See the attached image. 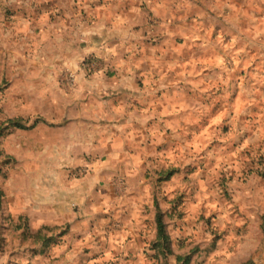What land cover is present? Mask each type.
<instances>
[{"label": "rangeland", "instance_id": "rangeland-1", "mask_svg": "<svg viewBox=\"0 0 264 264\" xmlns=\"http://www.w3.org/2000/svg\"><path fill=\"white\" fill-rule=\"evenodd\" d=\"M78 117L119 150L46 157ZM9 118L0 264H264V0H0Z\"/></svg>", "mask_w": 264, "mask_h": 264}, {"label": "crops", "instance_id": "crops-1", "mask_svg": "<svg viewBox=\"0 0 264 264\" xmlns=\"http://www.w3.org/2000/svg\"><path fill=\"white\" fill-rule=\"evenodd\" d=\"M157 109V106H155ZM153 110L154 113L158 114V112ZM82 116H85L82 113ZM86 117V116H85ZM89 119L88 117H86ZM147 118H144V120ZM150 120V119H148ZM81 117H78L75 119L71 125L73 126V129L75 128V132L68 134V135H61V134H55V138L57 143L51 148V149H45L44 154L47 157L53 156L55 159V162L61 161L62 159H67L69 162H71L72 165H81L85 163L84 157L89 155H96L101 156L103 154H106L108 152H114L118 151L117 149L114 150L110 143H112L114 140L117 139V131L114 126L115 124H111L109 127L108 125L99 123V124H93L91 122H87L85 127L81 123ZM128 123V121L126 122ZM140 124H146V123H140ZM120 129L119 127H117ZM114 133V135H112ZM70 138H67L69 137ZM120 138H123L125 141H132L135 142L136 139L134 136L128 137L124 136L121 132ZM65 139V140H64ZM63 142H66L65 144ZM69 142L70 144H68ZM109 143V144H108ZM133 151L129 148V146L124 147L122 156L127 157L130 155ZM94 169H105L104 166L100 165L98 168ZM95 185H93L90 180H85L82 183H78L77 185L68 187L66 189H61V191L56 196L57 199L64 200L69 197L71 200L74 201V203H78V211L81 210L83 212H86V210L92 205L93 200L97 199V202L99 203V210L104 209L106 205V197H101L103 192H105V189H98L99 194L96 195V189ZM89 213H86V217L88 218L90 215Z\"/></svg>", "mask_w": 264, "mask_h": 264}, {"label": "trees", "instance_id": "trees-1", "mask_svg": "<svg viewBox=\"0 0 264 264\" xmlns=\"http://www.w3.org/2000/svg\"><path fill=\"white\" fill-rule=\"evenodd\" d=\"M25 121H22V118H9V119H3L0 121V136L4 134L6 129L8 128H20L25 129ZM264 218V217H263ZM156 223H157V237L158 240H165L166 235L163 231V223L160 220L159 216L156 217ZM168 240V238H167ZM177 260L181 262L180 264H187L188 258H182L178 257Z\"/></svg>", "mask_w": 264, "mask_h": 264}]
</instances>
